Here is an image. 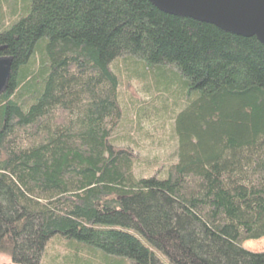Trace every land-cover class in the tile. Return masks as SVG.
Segmentation results:
<instances>
[{
  "label": "trees",
  "instance_id": "1",
  "mask_svg": "<svg viewBox=\"0 0 264 264\" xmlns=\"http://www.w3.org/2000/svg\"><path fill=\"white\" fill-rule=\"evenodd\" d=\"M0 48L12 58L0 95V255L264 264L243 247L264 239L256 37L148 0H0ZM132 80L144 97L130 101L135 120L123 102ZM139 142L172 153L143 160Z\"/></svg>",
  "mask_w": 264,
  "mask_h": 264
},
{
  "label": "water",
  "instance_id": "2",
  "mask_svg": "<svg viewBox=\"0 0 264 264\" xmlns=\"http://www.w3.org/2000/svg\"><path fill=\"white\" fill-rule=\"evenodd\" d=\"M148 1L164 13L213 24L239 36L256 37L264 44V0ZM11 70L12 58L0 56V95L8 89Z\"/></svg>",
  "mask_w": 264,
  "mask_h": 264
},
{
  "label": "rangeland",
  "instance_id": "3",
  "mask_svg": "<svg viewBox=\"0 0 264 264\" xmlns=\"http://www.w3.org/2000/svg\"><path fill=\"white\" fill-rule=\"evenodd\" d=\"M5 7V6H4ZM5 9V8H4ZM4 14H6V11L4 10ZM126 90V89H125ZM138 88L136 85V81L132 80L131 84L129 85L127 91L123 94L124 96V104L127 107V114H128V118L135 120L136 119V115L134 114V112L132 111V107L130 106L131 103L130 101L132 100H140L142 98H144L141 94L138 93ZM148 99V98H147ZM146 99V100H147ZM126 112V111H125ZM126 115V113H125ZM127 121H124V124ZM131 123H129L127 126H122V133H124L125 130L130 128ZM168 130V129H166ZM140 146L138 149V156L140 157V159H147L148 161H152V159H156V158H160L161 159H165V157L169 158L170 156H168L170 153H172V145H166L163 148H161L160 146H155V147H148V145L142 144L141 142H139ZM58 246H56V252L58 253L60 251V246L57 248ZM244 249L253 252V253H261L264 252V239L261 240H252V241H248L243 245ZM63 250V249H62ZM53 250L50 248L47 249L46 251V255H50L53 254L52 253ZM0 264H11V259L5 255H0Z\"/></svg>",
  "mask_w": 264,
  "mask_h": 264
}]
</instances>
